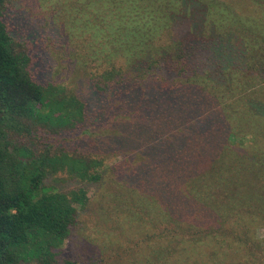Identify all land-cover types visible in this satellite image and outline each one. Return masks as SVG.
Segmentation results:
<instances>
[{"label": "trees", "instance_id": "obj_1", "mask_svg": "<svg viewBox=\"0 0 264 264\" xmlns=\"http://www.w3.org/2000/svg\"><path fill=\"white\" fill-rule=\"evenodd\" d=\"M9 1L0 0V264H59L58 249L102 182L116 202L139 182L154 192L144 194L145 215L132 204L102 203L104 222L114 223L105 227L109 238L139 224L149 242L123 247L126 264H264L256 236L264 168L244 146L249 133L236 114L247 112L230 103L232 79L248 62L234 35L236 13L256 19L250 15L264 13V0L74 5L77 15L56 31L73 64L90 75V97L36 79L32 42L15 39L5 21ZM96 99L104 103L93 111ZM88 110L107 121L95 127ZM85 121L95 127L86 149L53 142ZM29 138H38V149ZM107 156L120 159L104 173ZM68 179L78 186L62 188L58 182Z\"/></svg>", "mask_w": 264, "mask_h": 264}, {"label": "rangeland", "instance_id": "obj_2", "mask_svg": "<svg viewBox=\"0 0 264 264\" xmlns=\"http://www.w3.org/2000/svg\"><path fill=\"white\" fill-rule=\"evenodd\" d=\"M79 3H85V0H10L5 13V21L8 24L10 34L15 39L32 42L33 50L31 52L36 58L33 71L39 82L42 81L43 84L52 81L62 83L76 91L80 96L90 97L88 84L90 75L86 74L78 65L73 64L74 59L69 55L68 49L64 50L66 47L64 34L61 32L60 35V32L56 31L58 27L62 26L64 20L69 21L77 15L76 12L73 13V7ZM257 12L250 15L256 19L247 18L246 15L247 13L250 14L249 11L244 15L236 13L240 16L239 19L235 18V29L237 32L234 35L235 39L239 38L245 42L248 62L245 73L232 79L234 89L230 94V96L233 95V98H230V103L232 105L233 102V105L239 111L247 112V114L243 113L242 117L238 113L236 114L243 123V127L241 126L242 130L249 133V136L244 140V146H247L250 153H255L259 156V162L264 168V13L262 11ZM59 23L60 26H58ZM74 47L78 46L74 45ZM102 104L100 99H96L93 104H90V107L93 108V111L99 110ZM96 113L88 110V117L94 118ZM102 120L107 121V116L94 118L95 127L101 126L104 123ZM88 123L90 124V122ZM88 123L85 121L80 126L61 129L53 142L59 146L64 145L71 150L86 149L84 143L94 139L90 129L93 130L95 128H89ZM45 136L48 138L47 134ZM28 144L38 149V138H29ZM90 150L94 151L93 155H96L95 149ZM101 155L105 156L106 154ZM249 155L251 156V154ZM119 159L115 156H107L104 162L106 166L103 167L105 169H103L104 173H108L114 168ZM124 173L125 171L122 169L117 176L120 177ZM55 177L57 176H49L45 180V185L49 186L56 183L54 181ZM58 183L62 184L61 187L65 190L78 186L76 179L63 180ZM139 183L137 185L140 188L136 187V193H131L129 190L128 195L124 194L123 198L120 197L118 202L114 201V194L111 195V192H109L107 182L106 184L104 182L98 183V185L91 188L90 203L86 208L79 209L71 236L58 249V263L73 261L76 264H126L128 254L122 249L123 247L126 245L134 246L138 242H144V245L147 244L146 246H148L149 242H146V237L144 240V236L141 234L142 227L139 224L136 229L127 232L126 235L118 232L116 238L114 236L109 238L105 230V227L114 226V223L104 222L106 210L102 207L103 201L108 202L109 205L118 203L117 205H123V207L124 205L132 204L139 214L145 215L142 207H147L149 203L143 200L144 194H152L154 192L145 183ZM101 192L104 195L100 196ZM261 192L264 207V185ZM163 205L166 204L163 203ZM115 215L116 220L121 221L122 224L126 223V221H122L125 218V214L119 211ZM257 220L256 236L264 247V212L260 214ZM146 221L151 222L150 217L146 218ZM114 233H117V230ZM148 238L149 235H147ZM110 240H113L111 245H109ZM20 264L36 263L21 261Z\"/></svg>", "mask_w": 264, "mask_h": 264}]
</instances>
